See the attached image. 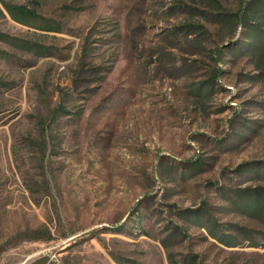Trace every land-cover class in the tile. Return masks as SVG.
<instances>
[{"label":"rangeland","instance_id":"374dc122","mask_svg":"<svg viewBox=\"0 0 264 264\" xmlns=\"http://www.w3.org/2000/svg\"><path fill=\"white\" fill-rule=\"evenodd\" d=\"M243 1L0 0V264H264Z\"/></svg>","mask_w":264,"mask_h":264},{"label":"trees","instance_id":"16d2710c","mask_svg":"<svg viewBox=\"0 0 264 264\" xmlns=\"http://www.w3.org/2000/svg\"><path fill=\"white\" fill-rule=\"evenodd\" d=\"M3 7L15 22L25 26L30 27L33 22L40 19L36 8L29 9L25 6H12L9 4H4ZM222 18L225 23L233 26L234 31H237L238 28L243 31L244 38L237 45L242 46L241 49L246 55L257 56V66L264 73V66H261L264 58V0H244L241 9L237 13L224 15ZM256 196L255 194L245 196L247 200L243 205V210L248 211L250 215L256 218L264 220V199ZM212 234L217 237L214 230H212ZM48 237L51 239L50 235ZM40 239L44 238L41 237ZM186 264H191V262Z\"/></svg>","mask_w":264,"mask_h":264}]
</instances>
